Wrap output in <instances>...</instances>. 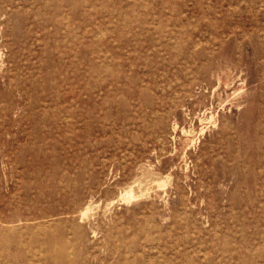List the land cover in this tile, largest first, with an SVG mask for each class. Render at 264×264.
<instances>
[{
    "label": "rangeland",
    "instance_id": "1",
    "mask_svg": "<svg viewBox=\"0 0 264 264\" xmlns=\"http://www.w3.org/2000/svg\"><path fill=\"white\" fill-rule=\"evenodd\" d=\"M0 58V264H264V0H0Z\"/></svg>",
    "mask_w": 264,
    "mask_h": 264
},
{
    "label": "bare ground",
    "instance_id": "2",
    "mask_svg": "<svg viewBox=\"0 0 264 264\" xmlns=\"http://www.w3.org/2000/svg\"><path fill=\"white\" fill-rule=\"evenodd\" d=\"M1 59V58H0ZM229 70V69H228ZM236 72V71H235ZM218 74V73H217ZM235 74V73H234ZM230 75V74H229ZM241 76V75H240ZM233 77V76H232ZM238 77V76H237ZM228 79V78H227ZM235 79V78H234ZM220 80V79H219ZM240 82H241V80H240ZM220 83V82H219ZM228 83V82H227ZM5 86H6V84H4ZM235 86V85H234ZM233 86V87H234ZM6 88H7V86H6ZM226 88V87H225ZM224 89V88H223ZM231 89V88H230ZM243 89V88H242ZM241 89V90H242ZM240 90V91H241ZM221 92V91H220ZM236 92V91H235ZM178 94V93H177ZM176 94V95H177ZM216 94V93H215ZM232 94V93H231ZM235 95V94H234ZM226 96V95H225ZM214 99V98H213ZM216 100V99H215ZM213 102V101H212ZM129 105V104H128ZM236 107V106H235ZM240 108V107H239ZM22 109V108H21ZM14 111V110H13ZM218 111V110H217ZM187 113V112H186ZM218 113V112H217ZM11 114V113H10ZM16 115V114H15ZM190 115V114H189ZM197 115V114H196ZM47 117V116H46ZM207 119V118H206ZM205 118H204V120H206ZM212 119V118H211ZM214 119V118H213ZM212 119V120H213ZM218 120V119H217ZM174 122V121H173ZM217 122V121H216ZM189 127V126H188ZM204 127V126H203ZM193 128V127H192ZM41 129V128H40ZM183 129V128H182ZM204 131V130H203ZM174 132V131H173ZM184 134H186V133H184ZM200 134V133H199ZM13 135V134H12ZM192 137V136H191ZM196 137V136H195ZM198 137V136H197ZM203 138V137H202ZM160 139V138H159ZM159 139H158V141H159ZM197 140H199V139H197ZM174 141V140H173ZM195 141V140H194ZM193 143V142H192ZM198 144V143H197ZM163 145V144H162ZM192 146V145H191ZM163 147V146H162ZM188 147V146H187ZM163 152H165V149H164V151ZM1 155H3V154H1ZM6 155V154H5ZM169 155V154H168ZM4 157V156H3ZM2 158V157H1ZM186 158H188V157H186ZM5 160V159H4ZM160 160V159H159ZM200 160V159H199ZM104 161V160H103ZM192 164V163H191ZM7 165V164H6ZM159 165V164H158ZM186 165V164H185ZM144 167V166H143ZM142 167V168H143ZM149 167V166H148ZM186 168V167H185ZM196 168V167H195ZM6 169V168H5ZM188 169V168H187ZM140 170V169H139ZM56 172V171H55ZM143 172V171H142ZM144 173V172H143ZM55 175V174H54ZM167 175V174H166ZM171 175V174H170ZM235 177V176H234ZM161 178V177H160ZM160 178H159V176L157 175V174H155V173H151V172H148V175H146V177H144V178H142V179H140V180H138V182H135L136 184L135 185H133L132 187H131V189L127 192V196H128V198L129 199H131V198H137L138 196H141V195H143L144 194V187H145V184H147V183H154V182H158L159 180H160ZM186 180V179H185ZM193 181V180H192ZM186 183V182H185ZM7 186V185H6ZM106 186V185H105ZM151 187V186H150ZM154 187H156V186H154ZM173 189V188H172ZM7 190V189H6ZM119 190H120V188H119ZM127 191V190H126ZM126 191H124V192H126ZM154 191V190H153ZM192 193V192H191ZM126 194V193H125ZM171 194V193H170ZM125 196V195H124ZM168 196V195H167ZM176 196V195H175ZM170 198V197H169ZM93 199V198H92ZM154 199V198H153ZM167 199V198H166ZM116 200V199H115ZM165 200V199H164ZM129 201V200H128ZM127 201V202H128ZM100 202V201H99ZM109 202V201H108ZM169 202V201H168ZM225 202V201H224ZM103 203V202H102ZM129 204H130V202H128ZM204 203H205V201H204ZM162 204V203H161ZM170 204V203H169ZM46 205V204H45ZM119 205V204H118ZM122 205V204H121ZM100 206V205H99ZM109 206H110V204H109ZM165 207H167V206H165ZM170 207V206H169ZM83 208V207H82ZM87 208H88V206H87ZM94 209V208H93ZM98 209V208H97ZM106 209V208H105ZM104 209V210H105ZM168 209H170V208H168ZM85 211V210H84ZM93 211V210H92ZM114 211V210H113ZM86 212L87 211H85L84 213H83V215H85L86 214ZM95 212V211H94ZM111 212V211H110ZM168 212V211H167ZM172 212V211H171ZM78 213V212H77ZM90 213H92V212H90ZM68 216V215H67ZM102 216H105V215H102ZM90 217V216H89ZM95 217V216H94ZM111 218H112V216H111ZM160 218V217H159ZM46 220V219H45ZM49 220V219H48ZM84 220V219H83ZM112 220V219H111ZM163 220V219H162ZM106 221V220H105ZM108 221V220H107ZM164 221V220H163ZM78 222V221H77ZM88 222V221H87ZM96 222V221H95ZM34 223V222H33ZM52 223V222H51ZM209 223V222H208ZM36 224V223H35ZM53 224V223H52ZM95 224V223H94ZM4 225V224H3ZM44 225V224H43ZM79 225V224H78ZM93 225V224H92ZM204 225H206V224H204ZM10 226H11V223H10ZM80 227H81V225H79ZM99 226V225H98ZM21 227V226H20ZM24 227H25V225H24ZM22 228V227H21ZM99 228V227H98ZM30 229V228H29ZM32 229V228H31ZM96 229V228H95ZM94 229V230H95ZM101 229V228H100ZM101 231V230H100ZM43 232V231H42ZM102 232V231H101ZM32 233V232H31ZM9 234V233H8ZM7 234V235H8ZM9 237H10V235H9ZM6 238H8V237H6ZM9 239V238H8ZM34 239V238H33ZM71 239V238H70ZM14 240V239H13ZM64 240V239H63ZM10 242V241H9ZM8 242V243H9ZM91 242V241H90ZM100 242H102V241H100ZM89 243V242H88ZM10 244V243H9ZM100 244H102V243H100ZM70 245V244H69ZM89 245V244H88ZM107 246H108V244H107ZM69 247V246H68ZM7 248V247H6ZM107 248H109V247H107ZM62 249V248H61ZM70 250V249H69ZM10 251V250H9ZM86 251V250H85ZM12 252V251H11ZM67 252V251H66ZM9 253V252H8ZM13 253V252H12ZM35 254H36V252H35ZM73 254V253H72ZM64 252L62 251L61 252V254H60V256L61 257H64ZM37 259V258H36ZM96 261V260H95ZM103 262V261H102Z\"/></svg>",
    "mask_w": 264,
    "mask_h": 264
}]
</instances>
